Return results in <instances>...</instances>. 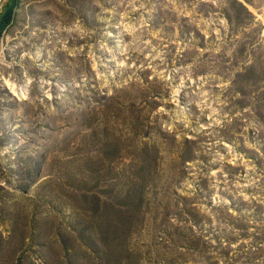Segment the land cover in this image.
<instances>
[{
	"label": "rangeland",
	"instance_id": "374dc122",
	"mask_svg": "<svg viewBox=\"0 0 264 264\" xmlns=\"http://www.w3.org/2000/svg\"><path fill=\"white\" fill-rule=\"evenodd\" d=\"M8 2L0 264H264V0Z\"/></svg>",
	"mask_w": 264,
	"mask_h": 264
},
{
	"label": "trees",
	"instance_id": "16d2710c",
	"mask_svg": "<svg viewBox=\"0 0 264 264\" xmlns=\"http://www.w3.org/2000/svg\"><path fill=\"white\" fill-rule=\"evenodd\" d=\"M13 1L15 0H9V2L6 4L5 6V12H10L11 10V5L13 3ZM11 16L12 15H7L6 18H5V22L2 23V26L3 25H6V23H9L10 22V19H11ZM128 199L129 201L127 203L124 202V206L122 205L121 206V209L119 210V213L116 214V217L118 220H120V223H121V229H129L133 222H134V217L137 216V211H138V208L140 206V202H141V199L139 198L137 201H135L134 199H132L130 196H128ZM117 228V227H115ZM117 239L114 237L113 240H112V243L113 245L109 246L110 247V252L114 251L115 249V245H116V241ZM114 252H112L111 254H113ZM118 264H121V263H118ZM128 264V263H127Z\"/></svg>",
	"mask_w": 264,
	"mask_h": 264
},
{
	"label": "bare ground",
	"instance_id": "6f19581e",
	"mask_svg": "<svg viewBox=\"0 0 264 264\" xmlns=\"http://www.w3.org/2000/svg\"><path fill=\"white\" fill-rule=\"evenodd\" d=\"M1 1H2V0H0V3H1ZM4 22H5V21H4ZM7 85H8V84H7ZM10 86H11V85H10ZM11 88H12V86H11Z\"/></svg>",
	"mask_w": 264,
	"mask_h": 264
}]
</instances>
